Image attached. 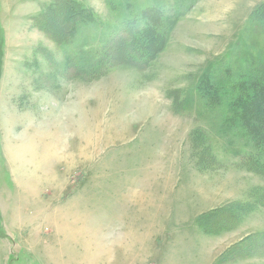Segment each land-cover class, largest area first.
<instances>
[{
    "label": "rangeland",
    "instance_id": "1",
    "mask_svg": "<svg viewBox=\"0 0 264 264\" xmlns=\"http://www.w3.org/2000/svg\"><path fill=\"white\" fill-rule=\"evenodd\" d=\"M72 1L0 0V264H264V0Z\"/></svg>",
    "mask_w": 264,
    "mask_h": 264
},
{
    "label": "trees",
    "instance_id": "2",
    "mask_svg": "<svg viewBox=\"0 0 264 264\" xmlns=\"http://www.w3.org/2000/svg\"><path fill=\"white\" fill-rule=\"evenodd\" d=\"M61 2L62 3H64V2H66L65 4H67V9L69 8V5H68V3H70V5L71 4H73V1L72 0H61ZM72 6V5H71ZM66 8V7H65ZM155 10L156 9H150V8H148L147 10H145L144 11V13L145 12H147L148 14H152V15H155V14H157L158 15V13L157 12H155ZM67 12V11H66ZM78 12H80L79 10H77V9H75L74 8V14H73V12L72 13H69V18L72 20V17H74V15L76 14V13H78ZM143 13V12H142ZM147 14V15H148ZM73 15V16H72ZM147 15H145V17L147 18ZM70 20V21H71ZM146 21H148V22H146ZM134 22V21H133ZM132 22V23H133ZM149 22H150V20H148V19H145V18H143V20L142 19H140V20H137V22L136 23H134V25H136V26H138L139 27V24L140 23H142L141 24V26H142V28L141 29H139L137 32H135V35H137L138 33H139V35H137L138 37H140V38H138V39H141V37H143L145 40H147L148 42H149V40H150V38H149V36H150V33H151V31H154L155 32V34L157 35H162V33L159 31V29H158V25L160 24H158V25H152L151 27H150V25H149ZM132 24H130L129 26H131ZM133 25V26H134ZM154 35V34H153ZM159 38V37H158ZM130 49V48H129ZM129 53H135V52H129ZM136 53H138V55H133V54H128V53H126V55H128L129 57H131V59L133 60V61H137V62H143V61H145V60H147L148 59V56H145V54H144V52L143 51H141L140 50V52L139 51H137ZM264 76V74H262L261 73V78H260V80H263V77ZM263 86H264V83H258L257 84V87H258V89H260L261 88V90L263 89ZM261 90L258 92V94L261 92ZM250 101V102H249ZM263 101H264V97L261 99V101H259V102H262L263 103ZM256 104V101L255 100H248L247 102H243L242 103V108H243V105H244V108L247 110V112H248V114H249V116H253V115H257V109H255L254 107L256 106L255 105ZM261 122H263V121H260L259 123H261Z\"/></svg>",
    "mask_w": 264,
    "mask_h": 264
},
{
    "label": "crops",
    "instance_id": "3",
    "mask_svg": "<svg viewBox=\"0 0 264 264\" xmlns=\"http://www.w3.org/2000/svg\"><path fill=\"white\" fill-rule=\"evenodd\" d=\"M140 109H141V108H140ZM140 109H139V110H140ZM141 110H142V109H141ZM154 190L157 191V192H155L156 194L158 193V191H160V189H159L158 187H153V188H151V193H153ZM156 194H155V195H156ZM155 195L153 194V196H155ZM159 196H160V193H159ZM153 199L155 200L156 198H153ZM125 244H126V243H124V244H122V245L125 247V246H126ZM97 257H99V256L97 255ZM99 258H101V257H99ZM99 258H97V259L99 260Z\"/></svg>",
    "mask_w": 264,
    "mask_h": 264
}]
</instances>
